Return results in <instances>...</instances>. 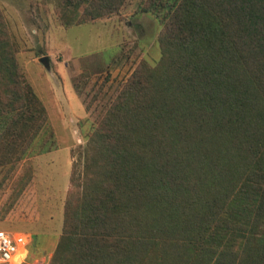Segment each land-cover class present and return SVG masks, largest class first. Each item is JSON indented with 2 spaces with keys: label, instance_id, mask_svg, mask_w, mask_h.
Instances as JSON below:
<instances>
[{
  "label": "trees",
  "instance_id": "trees-1",
  "mask_svg": "<svg viewBox=\"0 0 264 264\" xmlns=\"http://www.w3.org/2000/svg\"><path fill=\"white\" fill-rule=\"evenodd\" d=\"M124 3L57 0L66 23ZM137 10L161 23L160 57L137 62L72 160L46 264H264V0H140ZM16 51L0 8L9 169L56 146Z\"/></svg>",
  "mask_w": 264,
  "mask_h": 264
},
{
  "label": "rangeland",
  "instance_id": "rangeland-1",
  "mask_svg": "<svg viewBox=\"0 0 264 264\" xmlns=\"http://www.w3.org/2000/svg\"><path fill=\"white\" fill-rule=\"evenodd\" d=\"M125 0L118 12L66 23L57 0H0L16 57L46 106L56 146L0 166V229L30 233L22 264H46L62 228L71 162L140 59L160 57V21ZM48 55L49 69L39 60ZM25 182V184H24Z\"/></svg>",
  "mask_w": 264,
  "mask_h": 264
},
{
  "label": "built area",
  "instance_id": "built-area-1",
  "mask_svg": "<svg viewBox=\"0 0 264 264\" xmlns=\"http://www.w3.org/2000/svg\"><path fill=\"white\" fill-rule=\"evenodd\" d=\"M30 233L0 229V264H22L28 251Z\"/></svg>",
  "mask_w": 264,
  "mask_h": 264
},
{
  "label": "water",
  "instance_id": "water-1",
  "mask_svg": "<svg viewBox=\"0 0 264 264\" xmlns=\"http://www.w3.org/2000/svg\"><path fill=\"white\" fill-rule=\"evenodd\" d=\"M39 60L44 64V66L46 68L49 69L50 65H49V57H48V55H41L39 57Z\"/></svg>",
  "mask_w": 264,
  "mask_h": 264
},
{
  "label": "crops",
  "instance_id": "crops-1",
  "mask_svg": "<svg viewBox=\"0 0 264 264\" xmlns=\"http://www.w3.org/2000/svg\"><path fill=\"white\" fill-rule=\"evenodd\" d=\"M48 110V109H47ZM49 114V113H48Z\"/></svg>",
  "mask_w": 264,
  "mask_h": 264
}]
</instances>
